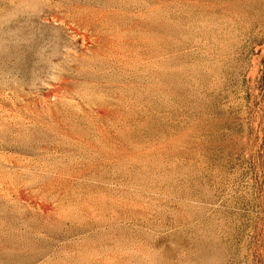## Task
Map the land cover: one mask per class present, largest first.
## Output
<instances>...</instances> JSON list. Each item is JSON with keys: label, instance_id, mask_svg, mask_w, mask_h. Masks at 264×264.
<instances>
[{"label": "rangeland", "instance_id": "obj_1", "mask_svg": "<svg viewBox=\"0 0 264 264\" xmlns=\"http://www.w3.org/2000/svg\"><path fill=\"white\" fill-rule=\"evenodd\" d=\"M0 264H264V0H0Z\"/></svg>", "mask_w": 264, "mask_h": 264}]
</instances>
